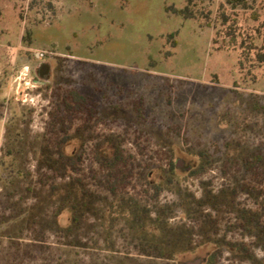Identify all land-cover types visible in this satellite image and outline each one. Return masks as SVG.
Masks as SVG:
<instances>
[{
	"label": "rangeland",
	"instance_id": "obj_1",
	"mask_svg": "<svg viewBox=\"0 0 264 264\" xmlns=\"http://www.w3.org/2000/svg\"><path fill=\"white\" fill-rule=\"evenodd\" d=\"M257 52L264 0H0V264H264Z\"/></svg>",
	"mask_w": 264,
	"mask_h": 264
},
{
	"label": "trees",
	"instance_id": "obj_2",
	"mask_svg": "<svg viewBox=\"0 0 264 264\" xmlns=\"http://www.w3.org/2000/svg\"><path fill=\"white\" fill-rule=\"evenodd\" d=\"M166 11L170 14H173V15H177V16H181L183 17L184 19H197L199 17L198 13H196L189 4H187L186 6H184L183 8H179V7H176L174 5H167L165 7ZM227 21L228 19L225 18V15H224V22H223V25H226L227 24ZM175 35V34H174ZM169 38H173V34L169 35ZM217 42V41H216ZM246 51H244L241 55V59H240V63L243 64L244 62V58L246 57ZM256 60L260 61V62H264V53H261V52H257V55H256ZM78 98L81 99V101L83 103H86L87 102V99H85L83 96L81 95H78ZM124 160V156L122 155V153L118 150L116 152V154L114 155V157L110 160H106V161H101L105 164V167L107 168L108 170V177H111L114 170H116L118 167H119V164L120 162H122ZM264 161V153H258L256 155V159H255V162L257 163H260ZM256 164V163H255ZM115 183H110L111 182V179L109 180V188L115 192L116 191V186L121 184L120 182L123 181L122 178H116L115 179Z\"/></svg>",
	"mask_w": 264,
	"mask_h": 264
},
{
	"label": "flooded vegetation",
	"instance_id": "obj_3",
	"mask_svg": "<svg viewBox=\"0 0 264 264\" xmlns=\"http://www.w3.org/2000/svg\"><path fill=\"white\" fill-rule=\"evenodd\" d=\"M40 68H42L41 70L44 71V68L43 67H40Z\"/></svg>",
	"mask_w": 264,
	"mask_h": 264
}]
</instances>
